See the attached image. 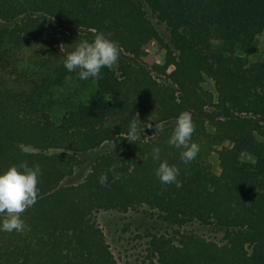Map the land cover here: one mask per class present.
Returning a JSON list of instances; mask_svg holds the SVG:
<instances>
[{
	"label": "trees",
	"instance_id": "trees-1",
	"mask_svg": "<svg viewBox=\"0 0 264 264\" xmlns=\"http://www.w3.org/2000/svg\"><path fill=\"white\" fill-rule=\"evenodd\" d=\"M97 32L118 42V62L89 79L98 97L53 115L55 88L78 78L64 58ZM263 32L264 0H0V169L26 162L42 172L38 199L21 214L26 230L0 232V264H119L93 215L141 206L176 228L223 233L221 244L180 230L153 235L141 264H264V60L249 59ZM183 111L200 146L187 165L167 143ZM137 114L143 131L163 130L128 140ZM105 142L113 147L82 182L62 184L81 162L75 153ZM155 146L182 187L155 175Z\"/></svg>",
	"mask_w": 264,
	"mask_h": 264
},
{
	"label": "rangeland",
	"instance_id": "rangeland-1",
	"mask_svg": "<svg viewBox=\"0 0 264 264\" xmlns=\"http://www.w3.org/2000/svg\"><path fill=\"white\" fill-rule=\"evenodd\" d=\"M148 14L162 35L166 36L163 26L156 21L149 11ZM255 43L257 51L249 59L264 60V32L256 37ZM151 51L155 54L157 61L162 63L164 60V49L154 44L151 46ZM202 87L210 91L214 88L210 78L205 79ZM98 95V90L93 81L69 77L54 90L52 113L53 115L62 114L64 111L73 108L76 103L80 101L87 102L92 98L98 97ZM155 131V128H150L141 134L149 136ZM259 138L264 140V135ZM226 145L228 143L224 142L219 147ZM112 147L113 144L111 142H105L93 150L75 153L81 162L74 167L70 175L62 180V184L73 185L82 182L90 171L95 158L100 154L108 152ZM24 149L26 151L35 150L26 146ZM209 159L213 171L215 173L218 172L217 154L215 152L210 153ZM242 159L253 161L254 157L248 153H243ZM93 219L102 229L106 243L119 264H141L142 259L147 254V243L153 235L166 234L173 236L176 230L191 232L206 241H214L218 244L223 243V233L217 228L197 223H189L176 228L162 222L156 212L147 206H141L128 211L115 209L99 210L93 215Z\"/></svg>",
	"mask_w": 264,
	"mask_h": 264
},
{
	"label": "clouds",
	"instance_id": "clouds-1",
	"mask_svg": "<svg viewBox=\"0 0 264 264\" xmlns=\"http://www.w3.org/2000/svg\"><path fill=\"white\" fill-rule=\"evenodd\" d=\"M119 55L118 42L112 40L109 34L97 32L92 41L80 40L64 58L63 66L68 72H75L80 80H96L102 78V68H111L118 62ZM141 124L145 123L140 121L138 114L129 120L128 140L134 142L141 138L143 129L147 127H141ZM155 129L163 130L157 123ZM194 131L191 113L183 111L177 116L175 127L167 141L169 146L181 150V160L185 165L193 161L200 150L199 144L192 140ZM151 155L154 161H159L155 175L160 182L182 187L178 180L179 168L161 159V148L153 147ZM41 174L38 164L30 167L26 162L0 169V232L23 233L26 230L27 225L21 214L36 203L39 193L38 178ZM107 181V174L99 179L102 185H106Z\"/></svg>",
	"mask_w": 264,
	"mask_h": 264
}]
</instances>
